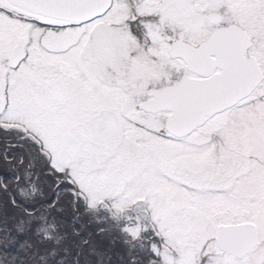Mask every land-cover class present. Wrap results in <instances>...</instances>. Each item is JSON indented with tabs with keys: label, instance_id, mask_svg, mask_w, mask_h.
<instances>
[{
	"label": "snow or ice",
	"instance_id": "obj_1",
	"mask_svg": "<svg viewBox=\"0 0 264 264\" xmlns=\"http://www.w3.org/2000/svg\"><path fill=\"white\" fill-rule=\"evenodd\" d=\"M0 264H264V0H0Z\"/></svg>",
	"mask_w": 264,
	"mask_h": 264
}]
</instances>
